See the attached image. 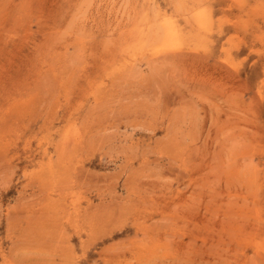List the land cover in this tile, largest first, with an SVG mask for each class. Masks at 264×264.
Instances as JSON below:
<instances>
[{
  "label": "rangeland",
  "instance_id": "rangeland-1",
  "mask_svg": "<svg viewBox=\"0 0 264 264\" xmlns=\"http://www.w3.org/2000/svg\"><path fill=\"white\" fill-rule=\"evenodd\" d=\"M0 264H264V0H0Z\"/></svg>",
  "mask_w": 264,
  "mask_h": 264
}]
</instances>
